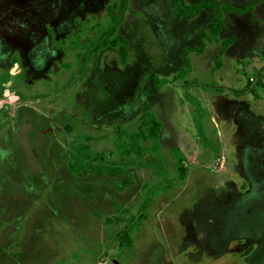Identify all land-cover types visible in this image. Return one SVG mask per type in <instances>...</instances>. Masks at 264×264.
Here are the masks:
<instances>
[{
    "label": "rangeland",
    "instance_id": "obj_1",
    "mask_svg": "<svg viewBox=\"0 0 264 264\" xmlns=\"http://www.w3.org/2000/svg\"><path fill=\"white\" fill-rule=\"evenodd\" d=\"M263 121L264 0H0V264H264Z\"/></svg>",
    "mask_w": 264,
    "mask_h": 264
},
{
    "label": "crops",
    "instance_id": "obj_2",
    "mask_svg": "<svg viewBox=\"0 0 264 264\" xmlns=\"http://www.w3.org/2000/svg\"><path fill=\"white\" fill-rule=\"evenodd\" d=\"M250 5V4H249ZM252 8H250L248 11H250ZM236 46H238V45H236ZM258 105V104H257ZM256 105V106H257ZM258 114H260V112L258 113ZM254 116H256L255 114H254ZM262 116V115H261ZM260 125V126H259ZM260 128H262V129H264V121H263V123H261L260 122V124H256L255 125V127H253L252 129H254L253 130V133L250 131L249 133H252L253 134V136L254 135H256L257 137L259 136V131H260ZM259 138V137H258ZM257 140H259L260 142H262V140L264 141V136H263V139H262V137L260 136V139H257ZM261 144V143H260ZM261 146V147H260ZM259 147H258V149H257V152H256V155H258V156H261V157H263L264 158V145L263 144H261ZM258 153V154H257ZM262 166V168H264V166H263V164L261 165Z\"/></svg>",
    "mask_w": 264,
    "mask_h": 264
},
{
    "label": "trees",
    "instance_id": "obj_3",
    "mask_svg": "<svg viewBox=\"0 0 264 264\" xmlns=\"http://www.w3.org/2000/svg\"><path fill=\"white\" fill-rule=\"evenodd\" d=\"M207 7V3H202L200 5H196V6H193L192 8L195 10L191 15V17H194L195 15H197L203 8ZM215 30L216 31H220V26L216 25V22H215ZM72 169H74L75 167L74 166H71Z\"/></svg>",
    "mask_w": 264,
    "mask_h": 264
},
{
    "label": "flooded vegetation",
    "instance_id": "obj_4",
    "mask_svg": "<svg viewBox=\"0 0 264 264\" xmlns=\"http://www.w3.org/2000/svg\"><path fill=\"white\" fill-rule=\"evenodd\" d=\"M249 1H251V0H249Z\"/></svg>",
    "mask_w": 264,
    "mask_h": 264
}]
</instances>
